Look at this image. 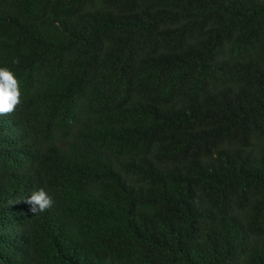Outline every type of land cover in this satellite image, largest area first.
Wrapping results in <instances>:
<instances>
[{
    "label": "trees",
    "instance_id": "obj_1",
    "mask_svg": "<svg viewBox=\"0 0 264 264\" xmlns=\"http://www.w3.org/2000/svg\"><path fill=\"white\" fill-rule=\"evenodd\" d=\"M0 67V264H264V0H0Z\"/></svg>",
    "mask_w": 264,
    "mask_h": 264
},
{
    "label": "clouds",
    "instance_id": "obj_2",
    "mask_svg": "<svg viewBox=\"0 0 264 264\" xmlns=\"http://www.w3.org/2000/svg\"><path fill=\"white\" fill-rule=\"evenodd\" d=\"M18 62V61H17ZM18 80L7 67H0V115H10L21 103ZM31 214L46 211L52 207L53 198L43 189L34 190L25 200Z\"/></svg>",
    "mask_w": 264,
    "mask_h": 264
}]
</instances>
